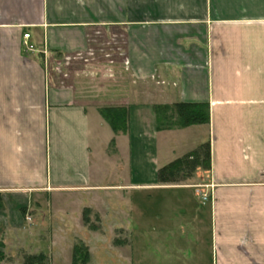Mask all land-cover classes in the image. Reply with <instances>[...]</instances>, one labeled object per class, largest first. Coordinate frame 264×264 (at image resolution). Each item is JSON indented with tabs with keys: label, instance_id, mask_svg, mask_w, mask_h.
I'll list each match as a JSON object with an SVG mask.
<instances>
[{
	"label": "crops",
	"instance_id": "1",
	"mask_svg": "<svg viewBox=\"0 0 264 264\" xmlns=\"http://www.w3.org/2000/svg\"><path fill=\"white\" fill-rule=\"evenodd\" d=\"M180 102L209 122L157 130ZM121 107L115 133L100 109ZM206 142L196 181L157 183ZM43 196L78 218L128 206L152 264H264V0H0V244Z\"/></svg>",
	"mask_w": 264,
	"mask_h": 264
},
{
	"label": "rangeland",
	"instance_id": "2",
	"mask_svg": "<svg viewBox=\"0 0 264 264\" xmlns=\"http://www.w3.org/2000/svg\"><path fill=\"white\" fill-rule=\"evenodd\" d=\"M192 180L196 181L195 172L189 179L178 184ZM142 196L146 204L144 210L148 215L147 202L150 196ZM65 201L48 204L43 196L38 200L39 205L32 203L30 221L26 222V226L17 236H10L0 249L3 254L0 264H24L25 257L40 253L46 256L44 264H72L73 248L78 242L87 247L86 264H152L148 247L149 233L132 230L130 220L133 219L128 206L123 207L113 202V199H107L105 215L98 217L96 222L93 214H90L91 221L97 226L93 229L91 224L83 221L84 208L80 211L81 218H78L79 209L69 198H65ZM119 209L122 214H119ZM162 209L165 210L164 207ZM148 222L145 220L142 224L143 229H148ZM192 252L189 256L184 255L183 261L179 259L181 255H175L171 251L156 258L161 260L160 264H186L188 260L192 263L194 258L207 260L210 256V249L208 256L206 253L199 255L197 249L194 254Z\"/></svg>",
	"mask_w": 264,
	"mask_h": 264
},
{
	"label": "trees",
	"instance_id": "3",
	"mask_svg": "<svg viewBox=\"0 0 264 264\" xmlns=\"http://www.w3.org/2000/svg\"><path fill=\"white\" fill-rule=\"evenodd\" d=\"M100 113L115 133L127 130V110L125 108H103L100 109ZM154 113L157 130L183 128L207 124L209 122L208 105L205 103L180 102L172 105L155 106ZM210 163V145L209 142H206L195 150L158 169L156 174L157 183L160 185L178 184L180 181L189 179L198 168L209 170ZM0 208H2L1 197ZM90 214V210L85 208L83 211V221L84 223L91 224V227L96 229L97 226L91 221ZM94 220L98 221L96 215H94ZM1 247H3L2 244H0ZM2 256L3 254L0 251V261L2 260ZM87 259V247L82 242L76 243L73 248L71 263L86 264ZM45 260L46 256L42 253L29 255L25 257L24 264H37L36 262L44 264Z\"/></svg>",
	"mask_w": 264,
	"mask_h": 264
},
{
	"label": "built area",
	"instance_id": "4",
	"mask_svg": "<svg viewBox=\"0 0 264 264\" xmlns=\"http://www.w3.org/2000/svg\"><path fill=\"white\" fill-rule=\"evenodd\" d=\"M23 37L24 38H29V34H25V35H23ZM199 197H200L201 200L209 199V195H207L206 193H203V192L199 193ZM210 197H211V195H210ZM27 221H30V218H27Z\"/></svg>",
	"mask_w": 264,
	"mask_h": 264
}]
</instances>
